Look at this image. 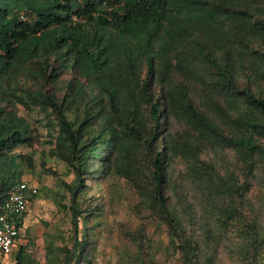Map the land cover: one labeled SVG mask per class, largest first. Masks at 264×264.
I'll return each instance as SVG.
<instances>
[{"label":"trees","instance_id":"1","mask_svg":"<svg viewBox=\"0 0 264 264\" xmlns=\"http://www.w3.org/2000/svg\"><path fill=\"white\" fill-rule=\"evenodd\" d=\"M27 95L74 174L58 205L76 237L49 242L48 264L91 262L88 192L110 177L156 221L128 264H264V0H0V214L32 161ZM31 246L10 264H39Z\"/></svg>","mask_w":264,"mask_h":264},{"label":"rangeland","instance_id":"2","mask_svg":"<svg viewBox=\"0 0 264 264\" xmlns=\"http://www.w3.org/2000/svg\"><path fill=\"white\" fill-rule=\"evenodd\" d=\"M59 86L54 92L61 95L63 89ZM30 88L33 89L34 86L30 84ZM22 99L25 104L16 103V114L25 120L36 138L31 146H22L17 150L23 157L32 155L30 167L27 160L22 165L21 180L35 185L38 194L25 217L19 242L31 241V255L39 264H48L46 255L49 242L57 247L65 245L71 248V240L76 237L70 213H64L58 205L62 194L65 197L63 203L69 205L67 185L74 179V174L62 160L50 154L54 147L50 141L56 133L50 131L48 126L52 120V116L47 115L49 110L42 111L38 102L30 100L28 95ZM11 106L14 104L9 107ZM179 128L180 124L175 122L174 129ZM89 184L93 185L92 182ZM88 195L98 197L94 203L102 204L97 216V219L101 218V225L93 229L96 238L91 262L80 264H128L130 255L136 250L133 239L140 234L141 229L146 236L154 238L156 221L148 211L142 209L136 189L124 179L110 177L100 188L92 187ZM81 202L85 206L89 203L88 200ZM80 225L79 222V227ZM82 234L83 230L79 229L77 237L80 239ZM158 234L156 237L162 238L166 243V232L159 231ZM227 261L228 258L222 264H227ZM3 264L10 262L7 260Z\"/></svg>","mask_w":264,"mask_h":264},{"label":"built area","instance_id":"3","mask_svg":"<svg viewBox=\"0 0 264 264\" xmlns=\"http://www.w3.org/2000/svg\"><path fill=\"white\" fill-rule=\"evenodd\" d=\"M37 191L35 185L24 180H18L13 184L4 201L0 214V264L9 261L13 249L19 244L18 227L21 218Z\"/></svg>","mask_w":264,"mask_h":264}]
</instances>
